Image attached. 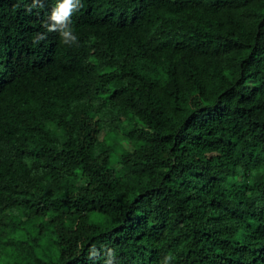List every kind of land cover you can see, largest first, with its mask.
I'll list each match as a JSON object with an SVG mask.
<instances>
[{"label":"trees","instance_id":"trees-1","mask_svg":"<svg viewBox=\"0 0 264 264\" xmlns=\"http://www.w3.org/2000/svg\"><path fill=\"white\" fill-rule=\"evenodd\" d=\"M31 2L0 0V264H264V0H82L71 46Z\"/></svg>","mask_w":264,"mask_h":264},{"label":"clouds","instance_id":"clouds-1","mask_svg":"<svg viewBox=\"0 0 264 264\" xmlns=\"http://www.w3.org/2000/svg\"><path fill=\"white\" fill-rule=\"evenodd\" d=\"M45 0H32L31 5L26 11L31 12L33 8H43ZM83 7L82 0H55L54 6L48 13L47 19L42 22L45 33H56L60 38V42L65 45L78 44V37L72 27V16ZM45 33H37L34 43L46 38ZM108 257L104 264H113L114 253L111 249H107L105 253ZM90 255L96 257L97 249L92 247ZM171 255L164 257V264L172 260Z\"/></svg>","mask_w":264,"mask_h":264}]
</instances>
